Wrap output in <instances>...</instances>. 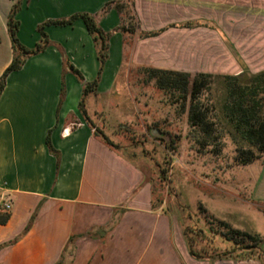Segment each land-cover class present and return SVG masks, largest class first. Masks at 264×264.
<instances>
[{
	"label": "crops",
	"instance_id": "obj_1",
	"mask_svg": "<svg viewBox=\"0 0 264 264\" xmlns=\"http://www.w3.org/2000/svg\"><path fill=\"white\" fill-rule=\"evenodd\" d=\"M113 1L118 0H0V78L14 59L8 21L15 6L18 38L29 49L41 42L39 26L80 13L96 16L112 34L101 81L86 97L84 85L97 79L100 63L82 20L46 27L49 47L7 79L0 97V190L13 210L0 225V264H58L72 237L73 256L67 253L64 264L194 263L173 238L168 216L154 208L143 168L98 137L80 108L83 99L88 112L89 98L111 96L125 65L126 37L116 31L121 17L115 10L100 16ZM135 8L146 33L207 20L227 34L225 16L196 14L193 5L185 13L182 0H135ZM235 47L251 73L264 71V40L252 44L256 62L241 45ZM227 54L233 58L214 30L169 28L139 41L132 62L192 75L242 73L235 59L227 71ZM68 64L82 74L84 85Z\"/></svg>",
	"mask_w": 264,
	"mask_h": 264
},
{
	"label": "rangeland",
	"instance_id": "obj_2",
	"mask_svg": "<svg viewBox=\"0 0 264 264\" xmlns=\"http://www.w3.org/2000/svg\"><path fill=\"white\" fill-rule=\"evenodd\" d=\"M182 2L185 13L187 6L193 5L196 14L225 16L227 34L216 22L190 23L202 22L207 26L203 28L221 36L233 56L227 54L228 72L234 69L231 59L241 68V64L246 66L236 44L255 62L258 60L251 49L253 43L264 40V34H260L264 28V0ZM124 4L123 26L131 30L125 34V65L111 96L94 102L92 97L88 99L85 111L89 123L98 135L109 139L143 168L152 184L153 206L168 216L173 238L188 252L186 238L193 245L198 257L190 255L194 261L190 264H261L257 253L254 259L240 260L243 254L236 248H253L264 254V155L249 165H240L238 151L248 147L235 136L227 119L222 79L212 80V85L196 98L210 131L204 133L190 124L189 107L184 111L178 93L162 90L158 77L146 73L148 67L133 64L135 47L144 39L130 33L139 29V16L136 8L134 15L127 0ZM184 24L188 23L176 26Z\"/></svg>",
	"mask_w": 264,
	"mask_h": 264
},
{
	"label": "trees",
	"instance_id": "obj_3",
	"mask_svg": "<svg viewBox=\"0 0 264 264\" xmlns=\"http://www.w3.org/2000/svg\"><path fill=\"white\" fill-rule=\"evenodd\" d=\"M130 4V7L136 15L135 11V0H127ZM125 0H118L109 2L103 8L100 16L105 17L110 11L115 10L121 17V25L117 28V32L122 33L124 36L129 31L123 25L124 23V10H125ZM18 12V6H15L9 16L8 26L9 32L14 52V59L11 65L4 72L2 77L0 78V97L3 91L6 88L7 79L11 73L20 71L26 61L33 56L39 55L44 52L50 44L49 37L44 32V29L48 26H56V27H64L74 24L78 20H82L89 32L92 36L96 49L97 56L100 63V69L98 73L97 79L93 83H84V78L82 74L73 66L68 64V68L71 73L74 74L77 80L81 84L84 85L83 96L86 97L88 94L96 91L106 63L109 59V51H110V39L112 34L107 33L101 29L98 24L97 17L91 14L80 13L76 14L68 19L62 20H51L48 21L41 26H39V32L41 34V42L37 44L34 49H29L25 47L18 38V31L20 28V22L16 20V15ZM137 16V15H136ZM138 30H132L130 33H135L139 36L140 39H148L154 38L161 35L169 28L181 27V28H194V27H207L206 24L202 22L197 23H188L180 26L171 25L168 28L156 31V32H141L140 31V22L137 17ZM126 45V42H125ZM235 52V51H234ZM236 54V52H235ZM237 58L238 55L236 54ZM243 68V72L235 75V76H217L212 74H196L192 75L186 72L172 71V70H161L154 68L145 69L146 73L150 75H155L158 77V86L162 90H168L172 93L179 94L182 102L184 111L189 107V122L193 127H199L204 133H209V127L206 122V115L202 112L201 108L198 104L195 103L196 98L201 95L202 91L212 85V80L214 79H222L224 81L226 87V114L229 123H231L233 128V133L235 136L241 140L246 146L248 150H239V163L240 165H249L253 163L259 155H264V71L253 74L251 73L246 66L241 64ZM63 98L65 95V86L63 85ZM190 99V106H188V102ZM80 108L83 111L84 115H86V111L84 109V99L80 104ZM88 119V118H87ZM92 126V125H91ZM93 127V126H92ZM94 129V128H93ZM94 133L98 135L94 129ZM102 140L112 148H118L113 142L105 137H101ZM47 144L52 150V146L50 143V138L47 140ZM11 215L8 213L0 212V225H5L8 223ZM35 217V216H34ZM31 220V223L34 220ZM117 220L114 221L116 224ZM185 237H187V233H185ZM248 239L253 240L249 235H246ZM77 237H72L69 245L65 249V254H63L61 261L58 264H64V258L67 253L73 256V249L69 250L73 241ZM190 255L193 258L198 257L196 252L193 249V245L190 242L189 238H186ZM233 241V238L230 239ZM234 242V241H233ZM236 244V242H235ZM238 251L243 254L240 260H251L254 259V254L257 253L256 259H258L261 264H264V254L263 252L254 251L251 248L249 251L243 248L237 247ZM259 249V248H258Z\"/></svg>",
	"mask_w": 264,
	"mask_h": 264
},
{
	"label": "built area",
	"instance_id": "obj_4",
	"mask_svg": "<svg viewBox=\"0 0 264 264\" xmlns=\"http://www.w3.org/2000/svg\"><path fill=\"white\" fill-rule=\"evenodd\" d=\"M13 210V202L10 198L6 197L0 190V212L11 213Z\"/></svg>",
	"mask_w": 264,
	"mask_h": 264
}]
</instances>
